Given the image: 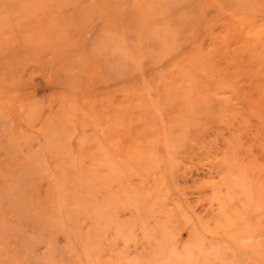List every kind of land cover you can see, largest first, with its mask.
Returning a JSON list of instances; mask_svg holds the SVG:
<instances>
[{"label": "rangeland", "instance_id": "1", "mask_svg": "<svg viewBox=\"0 0 264 264\" xmlns=\"http://www.w3.org/2000/svg\"><path fill=\"white\" fill-rule=\"evenodd\" d=\"M0 264H264V0H0Z\"/></svg>", "mask_w": 264, "mask_h": 264}]
</instances>
